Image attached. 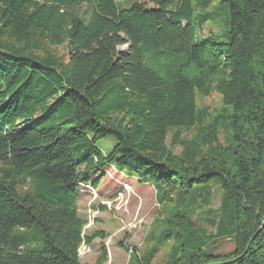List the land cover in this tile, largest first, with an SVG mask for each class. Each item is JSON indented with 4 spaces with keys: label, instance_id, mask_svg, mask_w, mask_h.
<instances>
[{
    "label": "trees",
    "instance_id": "obj_1",
    "mask_svg": "<svg viewBox=\"0 0 264 264\" xmlns=\"http://www.w3.org/2000/svg\"><path fill=\"white\" fill-rule=\"evenodd\" d=\"M215 92L221 112L199 108ZM108 167L204 201L221 185L213 227L233 252L184 228L168 264H264V0H0V264H88L81 247L107 236L84 232L80 191Z\"/></svg>",
    "mask_w": 264,
    "mask_h": 264
},
{
    "label": "rangeland",
    "instance_id": "obj_2",
    "mask_svg": "<svg viewBox=\"0 0 264 264\" xmlns=\"http://www.w3.org/2000/svg\"><path fill=\"white\" fill-rule=\"evenodd\" d=\"M221 26L208 23L202 36L222 31ZM127 48L122 46L119 50L126 51ZM197 100L199 108H210L214 114H219L223 108L222 96L217 92L205 98L197 94ZM231 133L227 119L219 137L224 148L230 146ZM188 137L193 135L183 133L182 138ZM171 140L170 135L169 142ZM98 146L104 154H109L116 146V140L109 136L101 140ZM174 151L180 154L182 148L176 146ZM96 178L100 179V183L95 189L91 185L81 187L78 210L80 217L87 220L84 232H104L107 238H97L91 246L81 247L80 259L83 263L96 264L104 245L108 253L106 264H133L131 255L137 253L146 256L158 246L159 251L152 264H168L175 252H181L183 241L179 236L186 235L184 228L190 233L195 230L197 234L199 231L203 234L206 231L207 235L212 236L214 241L206 249L209 253L226 256L233 252V235L227 233V236L219 237L213 227V220L219 218L223 194L218 182H212L201 190H208L212 194L210 200L204 201L203 197L200 199L198 187L184 192L180 188L171 191V187L166 186L168 192L165 194V190L157 189L154 181H141L114 167L100 171L94 175ZM159 190L164 194L158 197ZM181 215L189 217L197 228Z\"/></svg>",
    "mask_w": 264,
    "mask_h": 264
},
{
    "label": "water",
    "instance_id": "obj_3",
    "mask_svg": "<svg viewBox=\"0 0 264 264\" xmlns=\"http://www.w3.org/2000/svg\"><path fill=\"white\" fill-rule=\"evenodd\" d=\"M231 263H233V262H229V263H223V264H231Z\"/></svg>",
    "mask_w": 264,
    "mask_h": 264
}]
</instances>
